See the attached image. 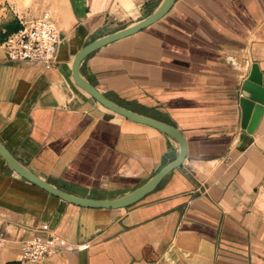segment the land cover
I'll use <instances>...</instances> for the list:
<instances>
[{"label":"crops","instance_id":"obj_1","mask_svg":"<svg viewBox=\"0 0 264 264\" xmlns=\"http://www.w3.org/2000/svg\"><path fill=\"white\" fill-rule=\"evenodd\" d=\"M163 0H0V139L51 184L120 198L179 153L159 130L103 107L79 88L73 62L103 28L119 30ZM44 11L61 34L58 61L11 63L3 44ZM264 80V0H177L162 20L82 64L117 104L184 134L188 155L152 194L125 209L61 200L0 156V264L22 244L53 239L45 264H264V115L242 128V85Z\"/></svg>","mask_w":264,"mask_h":264},{"label":"water","instance_id":"obj_2","mask_svg":"<svg viewBox=\"0 0 264 264\" xmlns=\"http://www.w3.org/2000/svg\"><path fill=\"white\" fill-rule=\"evenodd\" d=\"M177 0H163L154 12H146L142 19L119 30H110L108 27L101 29L94 36L89 38L84 48L76 55L73 62V78L76 85L87 92L95 101L108 110L136 123L153 127L171 138L179 145L178 156L157 172L145 184L120 198L95 200L79 197L69 192L70 187L66 184L55 186L32 171L19 154H14L0 139V156L6 164L19 176L31 184L39 187L47 193L64 200L65 202L87 208L95 209H125L132 207L148 195L155 192L164 180L176 169L183 166L188 155V144L184 134L177 127L168 123L152 119L138 114L126 107H123L112 99L102 94L82 72V64L87 58L101 49L138 34L146 28L154 25L168 15ZM240 108L242 117V128L253 134L264 115V80L260 68L254 64L250 75L242 85L240 97Z\"/></svg>","mask_w":264,"mask_h":264},{"label":"built area","instance_id":"obj_3","mask_svg":"<svg viewBox=\"0 0 264 264\" xmlns=\"http://www.w3.org/2000/svg\"><path fill=\"white\" fill-rule=\"evenodd\" d=\"M22 27L11 34L3 44L7 59L11 63L35 62L47 70L57 65L62 34L54 14L44 11L32 20H22ZM7 240L0 230V251ZM53 239L44 240L33 236L22 244V264H45L54 254Z\"/></svg>","mask_w":264,"mask_h":264}]
</instances>
